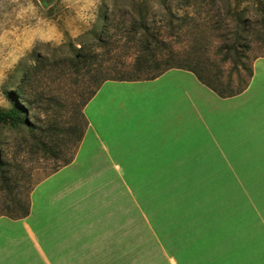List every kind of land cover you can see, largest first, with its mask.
Listing matches in <instances>:
<instances>
[{"label":"rangeland","instance_id":"1","mask_svg":"<svg viewBox=\"0 0 264 264\" xmlns=\"http://www.w3.org/2000/svg\"><path fill=\"white\" fill-rule=\"evenodd\" d=\"M133 1L136 0H50L45 5L41 0H0V109L12 108L13 101L16 100L24 112V120L35 129H53L54 132L47 141L58 145L55 150L60 155H68L72 145L65 132L73 124L79 125L81 129L84 128L82 103L88 94L89 85L86 77L76 78L72 75L71 68L54 66L51 60L53 57L68 54L71 43L89 41L87 33L98 21V16L102 12L110 13L118 27L122 25L126 29H131L132 19L126 13ZM145 1L147 2L145 5L149 7L151 27L160 30L159 34L163 39H166L171 48L179 52L180 60L185 61V64L181 65L197 67L212 75V79L216 76L225 79L227 75H231L232 83H235V73L245 76L241 63L249 68L253 59L264 57V0ZM163 1H167V7L162 6ZM169 22L172 26L168 24ZM114 32L120 36V39L130 37L121 34L120 29ZM121 49L114 52L117 56L115 60L128 59V55ZM227 49L230 55L227 59H223V53ZM262 66L258 63L253 66V71L259 72ZM25 70L31 72L30 76L28 71L25 76ZM107 83L104 86L105 92H102V127L105 128L108 121L106 111L109 108H112V113L115 108L114 116L117 119L140 118L141 100L135 96L138 91L135 82L127 84L129 82L108 81ZM11 85L14 86L11 88ZM107 86L111 88H106ZM17 94L21 98H18ZM106 96H112L113 102H106ZM251 103L256 104V107H263L264 91L258 92L256 100H252ZM242 117H244L243 111ZM262 118L263 115L259 113L245 119L250 123L255 138H258L255 144L258 145L257 153L264 149ZM122 120L125 119H120ZM96 130V136L91 130L84 131L73 158L75 162L72 168H68L72 170L73 178L82 181L74 183L73 187L78 184L79 189L83 190L86 187L91 193L107 188L108 191L113 192V194L110 192L107 210H111L115 202L124 207L126 195L122 182H125L127 187L130 186L133 194L137 195V189L132 186L139 185L142 177L148 173H136L135 170L143 167H161L170 163L160 161L167 158L159 156L154 157L152 161H148L152 158L139 160L141 155L149 154L153 149L143 150L137 143L140 141L136 138L130 147L129 141L125 140L118 125L111 130L110 139H106L102 129ZM1 133L0 137H5V144L0 146V155L3 157V162L0 164V213L4 211L3 206L6 204L14 206L16 213L20 209L16 202L18 201L22 206L27 205L33 185L42 179L58 160L48 156L38 146L27 144L28 136H25V133L5 129ZM206 141L207 133L194 122L191 131L179 135L176 141V155L169 159L182 153H190L192 150L195 152L198 149L210 150L203 146ZM152 152L156 154L157 151ZM263 158L250 155L247 160L240 161L236 168L243 174H252L254 169L264 171ZM115 165L119 166L118 170L115 169ZM190 175L199 179L203 173H190ZM190 190L200 193L198 190L201 189ZM243 190L240 195H246ZM256 192L262 195L264 189H256ZM94 196L95 194L91 198ZM128 196V236L132 229L134 237L138 239L137 243L140 244L142 241L144 245V255H135L131 264H139L136 258L142 259L143 256L144 264H147L146 260L149 264H175L167 249L162 250L159 247L161 243L170 245L171 248L168 249L171 253L172 251L176 253L177 264H184L185 253L174 246L165 235L159 241L147 226L146 219L143 226L135 196L130 190ZM113 197L115 200L112 199ZM251 203L252 219L256 221L257 232L258 230L263 232L259 233L261 236L259 237L264 241L263 198L257 199V203L251 200ZM83 212V214H94L98 211L87 206L84 207ZM88 221L92 222L89 217ZM18 222H14L17 242L5 248L0 245V264H23L24 261L37 264L39 259L33 242ZM81 222L85 223L84 219H81ZM246 226V220L241 221L238 236L247 234ZM0 229H4V226L0 225ZM0 242L2 243V238ZM247 243L240 237L235 240V244ZM254 253L258 254L256 259L264 258L262 252ZM245 256H248V253H244L242 258Z\"/></svg>","mask_w":264,"mask_h":264},{"label":"crops","instance_id":"2","mask_svg":"<svg viewBox=\"0 0 264 264\" xmlns=\"http://www.w3.org/2000/svg\"><path fill=\"white\" fill-rule=\"evenodd\" d=\"M258 63L263 65L260 71H253V66ZM251 68L252 76L245 90L228 98L219 97L200 83L191 71L184 69L172 68L154 79L133 81L138 89L135 96L141 100V117L137 120L130 117L117 119L115 108L113 113L109 108L105 128L101 122V102L108 81L104 82L83 106L85 130H91L96 136V129L100 128L106 139H110L111 130L118 125L130 147L136 138L143 150L157 151L156 154L152 150L141 155L139 160L152 158L148 160L152 161L159 156L167 158L160 161L170 164L135 170L136 173H148L139 185L132 186L138 194H133L130 186L121 181L126 195L124 207L115 202L114 207L107 210L112 191L106 188L91 193L86 187L79 189L78 184L73 187L74 183L82 182L73 178L72 170L68 169L72 168L73 159L32 187L26 216L19 219L0 216V225L4 226L0 229V245L5 248L17 242L14 222L19 221L33 242L39 259L37 264H131L135 255H144V245L142 241L137 243L132 229L128 236L130 190L135 196L143 226L146 219L147 226L159 241L163 235L167 236L185 253L184 264H264V258L256 259L258 254L254 253L260 251L264 255V241L260 238L263 232H257L250 206L251 200L257 203V199L263 198L264 202V194L256 192V189H264V171L253 168L252 174H243L236 168L250 155L264 157V149L257 153L258 138L245 120L261 113L264 131V103L263 107L251 103L258 92L264 91V57L253 59ZM105 101L112 103L113 97L106 96ZM242 111L244 117L241 118ZM194 122L207 133L203 146L210 150H192L169 159L176 155L179 135L191 131ZM115 169L119 166L115 165ZM190 173L203 175L199 180ZM190 189L201 190L197 193ZM242 189L246 195H240ZM87 206L98 212L83 214ZM243 220H246L247 234L238 236ZM239 237L248 243L235 244ZM159 245L162 250L167 249L177 264L176 253L168 249L170 245ZM188 252L192 256L188 257ZM244 253L248 256L242 258ZM141 258L136 260L144 264V256ZM145 262L149 264L148 260ZM23 264L29 263L24 261Z\"/></svg>","mask_w":264,"mask_h":264},{"label":"trees","instance_id":"3","mask_svg":"<svg viewBox=\"0 0 264 264\" xmlns=\"http://www.w3.org/2000/svg\"><path fill=\"white\" fill-rule=\"evenodd\" d=\"M41 1L47 5L50 0ZM146 3L145 0H136L131 4L126 13L132 19L131 29H126L122 25L118 27L117 23L113 22L110 13L102 12L98 16V21L87 33L89 41L71 43L68 54L52 58L51 64L54 66L61 68L67 66L71 68L72 75L76 78L82 79L86 77L88 80L89 91L83 100V106L106 81L133 82L151 80L172 68L191 71L200 83L210 88L221 98L232 97L245 90L252 76V68H248L244 63H241V68L245 71V76L235 73V83H232L231 75H227L225 79H221L220 76L212 79V75L197 69V67L181 65L185 64V61L180 60L178 56L179 52L171 48L166 39H163L162 35L159 34L160 30L158 31L157 28L151 27L149 23V7L145 5ZM167 5V1H163L162 6L167 7ZM168 24L172 26V23L169 22ZM119 29L122 32L121 34H124V36L130 35V37L128 39L125 37L120 39V36L114 32V30ZM121 48L128 55V59L122 61L115 60L117 56L114 52ZM229 53V49L225 50L223 59H227L230 55ZM27 71L25 70V76ZM30 74L31 72L28 71V76ZM13 86L11 85L10 87L12 88ZM19 93L21 95L20 90ZM20 95L17 94V97L21 98ZM23 114L24 112L16 100L13 101L12 108L6 110L0 109V135H2L1 132L4 129L25 133V136H28L26 137L28 140L27 144L38 146L48 156L58 160L56 165L49 172L45 173L42 178L69 164L74 158L86 128L83 113L84 128L81 129L79 125L73 124L65 132L66 136L69 137V143H71L72 147L69 152L70 154L68 153V155L64 156L55 150L58 145H53L47 141V138L52 136L54 130L33 128L31 124L24 120ZM4 138L0 137V146L5 144ZM2 160L3 157L0 155V164H2ZM16 204L20 208L19 212L16 211L14 213V206L6 204L3 206L4 211L0 213V216H6L11 219H19L26 216L29 212V199L25 206H22L18 201ZM173 239L175 241V238ZM188 248L190 249V246ZM187 256H192L191 252H188Z\"/></svg>","mask_w":264,"mask_h":264}]
</instances>
